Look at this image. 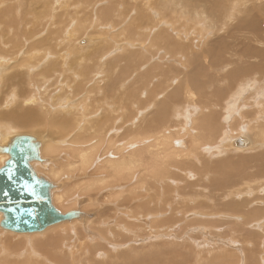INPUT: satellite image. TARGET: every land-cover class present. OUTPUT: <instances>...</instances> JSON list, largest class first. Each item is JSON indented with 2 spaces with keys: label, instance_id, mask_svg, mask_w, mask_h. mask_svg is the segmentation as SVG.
Listing matches in <instances>:
<instances>
[{
  "label": "bare ground",
  "instance_id": "obj_1",
  "mask_svg": "<svg viewBox=\"0 0 264 264\" xmlns=\"http://www.w3.org/2000/svg\"><path fill=\"white\" fill-rule=\"evenodd\" d=\"M23 1L16 0L19 8L23 10L22 13L35 19L37 28L35 27V32H31V29H24L28 23L25 22L22 24V38L18 26V32H12L15 31L13 27L15 22L12 24V21L7 18L8 15L4 16L5 13L2 10L9 1L0 3V63L12 61L24 53L26 56L23 69L26 72L22 74L32 76L35 70H39L34 74L37 81L32 84V89L35 88L40 93L39 95L48 100H51V96L53 98L55 96L56 101L53 103L56 105L52 111L61 110L53 126L55 124L59 128L69 126L75 128L79 133L78 137L75 136V140L79 139L78 141L87 144L78 145V150H81L77 153L64 150L60 154V144L66 141L54 140L46 135L30 134L40 143L41 158L31 161V166L38 176L46 178L53 184L54 187L50 190L53 206L62 215L69 212L74 213V211L77 214L74 213L69 221H56L48 224L46 229L39 232L15 233L0 228L1 231L10 233L5 235L6 237L1 236L2 232L0 235V264H82L94 254L95 256L103 255L101 257L104 259L109 253L108 247L118 248L122 243L129 241L132 235L136 238L137 234L147 231L154 233L158 240L165 235L175 236L177 231L175 226L179 227L180 232L185 228H190L193 224L203 227L206 235L212 238H216L213 233H221L223 237L227 236L226 241L230 243L228 246L239 243L238 247L243 251L242 261L244 258L250 264L260 262L264 264V261L259 262L258 260V256L259 259H264V255L254 256L253 252L256 248L264 252V121L260 120L264 118V93L256 88L254 80L252 83L243 82L250 77L240 76L241 67H243L241 64L234 66L236 61L255 62L260 74L264 73V63H262L264 61V50H262L264 48V24L262 26L251 25L255 16L264 23V0H231L232 3H227L226 0H193L195 4H202L200 11L192 5V0H156L158 3L156 8L145 7L150 4L151 0H96L90 6H86V2L81 0L86 8L91 10V18L88 24L83 23L85 19L79 21L78 28L94 29V33L91 36L84 35V39L78 40L77 20L69 19L66 32L63 33L66 43L56 42L54 36L58 35L59 30L53 31L51 26L46 25L52 16L40 18L38 14H44L43 10L37 12V16L32 12V10L37 11V3L40 2L46 12L50 11L53 17L59 19V10L66 8L62 0ZM38 7L41 9L39 5ZM176 9H179L185 17L190 15L189 19L195 26L187 23L181 25L178 21L180 15L175 13L177 26L182 29L170 28L171 23L167 18H171L172 11ZM125 10L128 12L123 20L113 26L112 23L120 20L121 13ZM162 10H165L167 15ZM130 12L134 14L129 15ZM207 17L211 18V22H205ZM45 18L47 22L42 26L41 22ZM150 19L155 21V25L148 27L142 24L143 20ZM182 21L186 20L182 19ZM238 29L245 30L242 34L243 42L239 38L241 33H236ZM219 34L221 36H218ZM71 40L75 41L76 47L71 45ZM79 41L81 45L78 44ZM215 43L222 45L217 53L209 48ZM252 44L260 47H253ZM70 47L77 52H85V55L77 59V54L75 51L70 52ZM148 50L152 56L145 62L146 56L141 55L142 62H144L142 65L138 66L137 63L132 66L127 65L129 61H137L139 53H146ZM96 51L97 54L93 59L94 66L90 64V61L87 62L88 66H85V61V65L81 63L84 58H93ZM41 52H44L42 56H40ZM223 53L232 55L231 66L223 70L220 65L217 69L218 74L216 73L214 77L205 76V79L197 82L204 90L215 82V87L212 88L217 90L218 87V92L210 89L216 92H214V98L212 97L214 93L211 97L208 96L209 101L201 96L203 93L198 95V92L193 91L196 87L191 89L193 86L190 85L192 82L189 84L188 77L184 76V83L181 87L172 89L169 87L170 84H177L178 80L170 78L166 82L169 86L162 81L170 74L169 68L159 69V74L151 71L157 69L155 62L163 64L167 59L176 62L175 57L177 60L185 61L186 57H191V65L196 72H199L202 67L196 66V61H202L204 57L207 58L211 54L221 56ZM180 67L182 69L184 66L180 64ZM126 69L133 71L128 77L130 79L132 76L136 83L142 80L143 75V82L140 85L141 96L143 95L144 98L138 96L136 89L132 91L127 77L123 81L120 94L124 107L122 105L118 107L115 106V98H110L108 84L116 86L118 73ZM55 73H61L62 77ZM146 73L147 75L153 74V78L147 79ZM88 75H91L92 80L87 78ZM50 76L52 79H49ZM224 79L227 83L225 86H220L218 82ZM4 81L9 84L8 79ZM101 82H105L103 88L100 85ZM193 82L196 83V80ZM249 84H252V88H249ZM84 89H89L86 98L83 96ZM155 89L158 91L155 92L157 96L153 93ZM59 92L62 94L58 95ZM8 97L10 100L3 102ZM1 98L0 104L3 102L6 108L11 105V102L18 100L16 93L4 94ZM145 102L147 104H144ZM106 103L108 104L105 105ZM182 103L187 104L184 109H181ZM196 106H199L196 110L197 115L191 119L187 108L191 111ZM10 109L0 114V120L4 118L13 120V123L18 126L29 124L34 126L41 123L36 120L29 121L33 112L27 107H17L19 113H16L15 107ZM37 113H39V118L42 117V112ZM52 120L53 118L51 125ZM176 120L179 122L177 123ZM241 120H244L243 124ZM240 124L243 126L241 127ZM4 135L1 139L5 140L0 143L3 145L0 147V167L8 157L3 152V148L8 147L5 145L17 133ZM120 137L122 140L120 143L119 140L115 141ZM89 143L91 145L104 144L105 146H102L105 148L104 154H110L107 151L113 148V144L123 145L124 153L114 151L112 155L116 156L120 153L119 158L108 157V161L103 164H93V156L98 148L91 147L88 150ZM126 148L132 149L126 151ZM249 153L258 154L260 157L249 156ZM222 156L226 158L224 159L225 165L218 162L222 160H218ZM234 156L238 158L239 167L232 168L231 163L236 161ZM230 158L235 161L232 162ZM216 159L218 161L214 162L213 160ZM88 166H96V171L104 172L106 179L98 177L101 175L97 178H78L77 171L81 169L83 172L82 168ZM100 179L105 180L100 181ZM204 180L208 182L205 183ZM102 182L108 183V196L98 195L102 202L98 206L108 208L105 209L108 210L105 211L108 212V221L101 215V212L97 213L96 219L103 220L105 228L103 235H101L102 230L98 232L95 229V222L91 223L90 214L84 212L87 210L84 208L87 207L82 205L93 197L86 194L81 196L83 192H80L81 185L93 188ZM102 186L104 189V185ZM120 188L122 191H119ZM197 188L198 191H196ZM165 196H168L166 198H169V202L163 200ZM126 198L130 202L127 203ZM106 200H108L107 203ZM65 202L69 204L66 211L59 208ZM254 217L258 218L254 219ZM1 220L2 215L0 214ZM205 221L208 226L204 225ZM111 222L115 224L112 225ZM74 226L76 229L68 230ZM54 227L61 230L52 231L55 230ZM249 228L254 230L256 228L261 235L255 234L256 237L253 236L250 239L254 231L249 232ZM50 231L52 232L48 234L47 232ZM81 231L89 238H97L96 241L88 242ZM39 234L42 235L37 238ZM22 236L32 237L26 240ZM227 237H224V240ZM35 238L38 240L33 241ZM113 241L117 245H111ZM164 241L160 240L149 246L150 250L160 248V246L168 247ZM194 244L195 247L199 244L202 246L200 247L202 251L196 254L197 260H202L203 256H211L217 250L214 244L210 250L207 249L208 244L204 241ZM181 247H183L182 244ZM165 249L169 252L168 248ZM229 249L222 253V258L226 260L222 264H230V262L236 264L238 257ZM154 251L156 252L153 257L161 252L158 249ZM77 254L80 255L79 260L76 259ZM121 254L124 256L123 251L119 255ZM173 255L175 256V252ZM83 256L84 259H82ZM174 256L171 255V257ZM133 258L139 259L140 257ZM181 260L178 261L181 262ZM88 261L85 264H91V261ZM170 264H174L173 261Z\"/></svg>",
  "mask_w": 264,
  "mask_h": 264
},
{
  "label": "rangeland",
  "instance_id": "obj_2",
  "mask_svg": "<svg viewBox=\"0 0 264 264\" xmlns=\"http://www.w3.org/2000/svg\"><path fill=\"white\" fill-rule=\"evenodd\" d=\"M5 1H9L8 3L6 2V4H5V6H3V12L5 13L4 14V16H7L8 15V17L7 18H9L11 21H12V24H14V22H15V24L13 25V27H14V30L15 31H12V32H18V30H20V37L22 38L23 37V35H21L22 33H23V26H22V24H24L25 22L27 23L25 26H24V29H31L30 31L32 32V31H34L37 27H36V23H35V19L33 18V17H31V16H25L22 12H23V10L21 9V8H19V6H18V3L16 2V0H0V3H3V2H5ZM20 2L21 1H23V0H19ZM26 1V0H25ZM51 1V0H50ZM63 2V5H65L66 4V8L64 9V10H59V13H60V17H59V19H57L56 17H53L54 15H52L51 14V12L50 11H45V9L43 8V6H42V4L39 2V3H37L40 7H41V9L38 7V5H37V11L36 12H34L33 10H32V12L37 16V12H40L41 10H43V13L44 14H41V15H39L38 14V17H45V16H47V17H50V16H52V18H50V19H48V23L46 24V22H47V19L45 20V19H43V21L41 22V25L43 26V25H49V26H51L52 27V29H53V31H57V30H59V32H58V35H56V36H54V38L56 39L55 41L57 42V41H59V42H63V43H66V39L64 38L65 36H64V34L63 33H65L66 31V26H68L67 24H68V22H69V19H75V20H77V25H76V30H77V38H78V40H81V39H84L83 37H85L84 35H89V36H91L93 33H94V29L92 30V29H80V28H78V25H79V21H81V20H86V21H84L83 23L84 24H88L89 23V21H90V18H91V10L90 9H88V8H86V6L87 5H92L96 0H84L85 2H86V6H85V4L81 1V0H62ZM218 1H220V0H218ZM226 2L227 3H232V1L231 0H226ZM22 4L24 5L25 4V2L23 1L22 2ZM8 5V6H7ZM192 5L193 6H195L196 8H197V10H201V5L202 4H195L194 2H193V0H192ZM158 6V3H157V1L156 0H151V2H150V4L149 5H145V7H147V8H156ZM1 9V8H0ZM167 9V8H166ZM148 10H150V9H148ZM168 10V9H167ZM162 11H165V10H162ZM169 11V10H168ZM121 12V11H120ZM127 10H125V12L124 13H121V19L120 20H117V21H115L114 23H112V25L113 26H116V25H118L122 20H123V18L125 17V15L127 14ZM173 13H172V16H171V18H167L168 19V22L169 23H171V26H170V28H173L174 27V29L175 28H177V29H182V27H179V26H177V19H176V17H175V13L176 14H179L180 15V18H179V22L181 23V25H184V24H188V25H190V26H195L194 24H193V21H191L189 18H190V15L189 16H187V17H185L184 16V14L179 10V9H176V10H174V11H172ZM23 14V15H21V14ZM131 13L132 14H134L133 12H130V14L129 15H131ZM165 13H166V11H165ZM169 13H171V12H169ZM99 13H97V15H98ZM166 15H167V13H166ZM6 18V19H7ZM12 18H13V20H12ZM182 19H184V20H186V21H182ZM187 19H188V22H187ZM20 20V21H19ZM45 20V21H44ZM17 21V22H16ZM30 21V22H29ZM32 21V22H31ZM205 22H207V23H209V22H211V18L210 17H207L206 19H205ZM19 24H21V25H19ZM74 24H75V22H74ZM142 24L144 25V26H153V25H155V21L153 20V19H150V20H143L142 21ZM257 24H259V26H262L264 23L262 22V20L261 19H259L257 16H255L254 17V20H253V23H251V25L252 26H255V25H257ZM16 25V26H15ZM17 26H18V30H17ZM33 26V27H32ZM198 26H202V25H198ZM36 27V28H35ZM50 29V28H49ZM198 29H200V27H198ZM13 30V29H12ZM35 32V31H34ZM236 33H241V35L239 36V38L242 40V42H243V35L242 34H244L245 33V30H237L236 31ZM172 34H175V33H172ZM218 36H221L220 34L218 35ZM60 38V39H59ZM63 40V41H62ZM74 40H75V38H74ZM74 40H71L70 42L72 43L71 45H74L75 46V41ZM31 43H33V41H31ZM69 43V42H68ZM67 43V44H68ZM193 43V42H192ZM251 43H253V42H251ZM79 45H81L80 44V41H79V43H78ZM89 44V43H88ZM194 44V43H193ZM192 45V44H191ZM253 45V47H256V48H258V47H260L259 45H257V44H252ZM85 46V45H84ZM192 46H194V45H192ZM76 47V46H75ZM74 47V48H75ZM222 47V45H218L217 43H215V45L214 46H211V47H209V48H211L215 53H217L218 52V50H219V48H221ZM209 48H207V49H209ZM69 50H70V52H72V51H75L72 47H70L69 48ZM262 50H264V48L262 49ZM196 51V50H195ZM42 54H40V56H42L43 55V53L44 52H41ZM74 53V52H73ZM75 53L77 54L76 56L78 57L77 59H79V57H81V56H83V55H85V52H77V51H75ZM96 54H97V51L94 53V57L93 58H91V59H87V58H84V59H82L81 60V63L83 64V65H85L84 64V61L86 62V65L85 66H88V64H87V62L88 61H90V64H93V66H94V61H93V59L95 58V56H96ZM140 55H139V57H138V60L136 61V60H134V61H129V62H127V65L128 66H132L133 64H138V66H140V65H142L144 62H142V59H141V55H143V56H146V59H145V62L147 61V59L148 58H150L152 55H151V52L148 50L146 53H139ZM75 55V54H74ZM25 56L26 55H24V53L23 54H21L20 56L18 55L17 57L19 58V59H17V57L16 58H14L12 61H9V62H2V63H0V99H2L1 97H3V95L4 94H17V99L18 100H16V102H11V101H9V102H11V105H9L8 106V108H6L5 106H3V102L5 101V100H10V97H8V99L7 98H5L4 100H3V102L0 104V114L2 113V112H7L6 111V109H10V108H13V107H15V111H16V113H19V111H18V109H17V107H19V106H24L25 108L27 107V108H29L30 110H31V112H33V115L30 117V119H29V121H37V122H40L41 121V123L40 124H37V125H27V126H18V125H16L15 123H13V120L11 121V120H9V119H2V120H0V143L2 142V140H5V139H1L2 138V136L4 135V134H12V133H17V134H34V135H36V136H41V135H46V136H48V137H50V138H52V139H54V140H60L61 142L62 141H66V143H61L60 144V147L61 148H59L60 150H59V152H60V154H62L63 153V151L65 150L66 152L67 151H72V152H74V153H77L78 151H80V150H78L79 149V147H78V145H82V144H87V143H84V142H82V141H78L79 139H77V140H75V136H77L78 137V135H79V133H78V131L75 129V128H72V127H67V128H59L57 125H55L54 124V126H53V123H55L54 122V120L55 121H57L58 119V115H59V113L61 112V110L60 111H58V110H54V112L52 111V109L54 108V106L56 105L55 103H53L54 101H56V100H54L55 99V96H54V98L51 96V100H48V99H45V98H43V96H41V95H39L40 93H38L37 92V90H35V88L34 89H32V84L35 82L36 83V81L37 80H35L36 78H34V74H36V73H38L39 72V70H35V73L34 74H32V76H27L26 74H22V72H26L24 69H23V66H24V64H25V61H24V58H25ZM23 59V60H22ZM231 59H232V55L231 54H226V53H223L221 56H219V55H214V54H211V55H209L207 58H205L204 57V59L202 60V61H196V66H199V67H202V70L201 71H199V72H196L195 71V68L191 65V63H192V58L191 57H186V60L184 61V60H177V57H175V60H176V62L175 61H173V60H171V59H167V61L166 60H164L165 62H163V64H161L160 62H155V67L157 68V69H155V70H151L152 71V73H154V74H159V69H162V70H164V69H166V68H169L168 70H170V74L168 75V76H166V77H164L163 78V80L162 81H164L165 82V84L167 85V86H169V84H167L166 82L170 79V78H174L175 80H178V83L177 84H174V83H171L170 84V88H172V89H174V88H177V87H181L182 86V84L184 83V76L185 77H188V80H190L189 81V84L191 85V89L193 90V88L194 87H196V90L197 89H199L198 91H196V90H193V91H195V92H198L197 94L198 95H201V93H203V95H201V96H204L205 97V100H206V98H207V101H209V99H208V96L210 95V97H211V95L214 93V92H216L217 90H218V87H217V90H216V88H212L213 86L215 87V82H212V84H211V86L210 87H207L205 90H204V88L203 87H201V86H199V84L197 83L199 80H202V79H205V76H209V77H214L215 76V74L217 73L218 74V71H217V69H218V67L220 66V68L221 69H225L226 67H228V66H231V64H230V61H231ZM15 61V62H14ZM23 62V63H22ZM184 62V63H183ZM10 63V64H9ZM165 63V64H164ZM262 63H264V61H262ZM19 64V65H18ZM180 64H182V67L184 68V70H183V68L181 69V67H180ZM239 64H241L243 67H241V74H240V76L243 78V77H250L248 80H246V81H243V82H246V83H252V81L254 80V82H255V86H256V88H258V89H260L259 91H261V92H263L264 93V73H261L260 74V72H259V69H258V67L256 66V63L255 62H250V63H244V62H240V61H236V63H234V66H239ZM4 65V66H3ZM246 65H248V67L246 66ZM2 66H3V68H6V69H4L3 70V68H2ZM192 69H193V72H191L192 71ZM24 70V71H23ZM97 71H95V73H96ZM131 72H133V71H131V70H129V69H126V70H124V71H120L119 73H118V80H117V82H116V86H111V85H109L108 84V86L110 87V90H108V91H110V98H115V106H118V107H120L121 105H122V103H121V97H120V94H121V92H122V84H123V81L131 74ZM22 74V75H21ZM55 74H57L58 76H60L61 75V77H62V74L61 73H55ZM140 75H142V73H140ZM146 75H147V73H146ZM2 77V78H1ZM147 77V79H149V80H151L152 78H153V74H149V75H147L146 76ZM63 78H65V77H63ZM89 80H92V78H91V75L89 76L88 75V77H87ZM143 75L141 76V79L142 80H139L138 82H139V84H138V82L136 83V80L135 79H132V76H131V78L129 79V77H128V82H130V84H129V86H130V88L132 89V91H134L133 89H136L137 90V93H138V96L139 97H141V98H144L143 97V95L141 96V93H142V90H141V83L143 82ZM190 78V79H189ZM4 79L6 80V79H8L9 81H7L9 84H7V83H5V81H4ZM49 79H52V76H50L49 77ZM32 80V81H31ZM195 81L196 80V83L195 82H193V81ZM231 80V79H230ZM11 81V82H10ZM105 81H106V78H105ZM229 81V80H228ZM4 82V83H3ZM34 83V84H35ZM104 83L105 82H101L100 83V85L102 86V88H103V85H104ZM136 83V84H135ZM194 83V84H193ZM219 84H220V86H225V83H227V80L226 79H224L222 82H218ZM197 84V85H196ZM151 86V85H150ZM199 88H198V87ZM252 86V84H249V88H252L251 87ZM126 87V86H125ZM124 88V87H123ZM210 89H214V90H216V91H212V90H210ZM89 89H84V92H83V96L86 98L87 96H88V94H89V91H88ZM114 92H112V91ZM19 91V92H18ZM37 93H36V92ZM61 91V90H60ZM12 92H14V93H12ZM155 92H158L157 91V89H155V91L153 92L154 93V95L155 96H157V94L155 93ZM218 92V91H217ZM247 93V92H246ZM62 94V92H59V94L58 95H61ZM101 93L99 92V95H100ZM214 95H215V93L212 95V97L214 98ZM15 96V95H14ZM38 97H40V98H38ZM32 98H34V99H32ZM23 100V101H22ZM204 100V101H205ZM29 102V103H28ZM41 102V103H40ZM15 103V104H14ZM25 103V104H24ZM33 104V105H32ZM108 103H106L105 105H107ZM144 104H147L146 102L144 103ZM183 104H185L184 106H183ZM187 106V104L186 103H182V108L181 109H184L185 107ZM230 106V105H229ZM122 107H124V105H122ZM197 107V108H196ZM195 108H191L192 110L190 111L189 109L190 108H187L188 110L187 111H189V114H190V117H191V119H194V116H196L197 115V109L199 108V106H196ZM22 108V107H21ZM11 110V109H10ZM20 110V109H19ZM140 110V109H139ZM215 110V109H214ZM42 112L41 113V115H42V117H40L39 118V113H37V112ZM47 115V116H46ZM189 117V118H190ZM259 117V116H258ZM35 118H37V119H35ZM53 118V122H52V125L50 124L51 123V119ZM238 117H236V119H237ZM57 119V120H56ZM190 119V120H191ZM264 118H261L260 120L261 121H264L263 120ZM6 121L5 123H4V121ZM8 120V121H7ZM176 122L178 123L179 122V120H176ZM241 123L243 124L244 123V120H241ZM3 124H5L4 126H3ZM3 126V127H2ZM240 126L242 127L243 125H241L240 124ZM240 127V128H241ZM5 136V135H4ZM71 137V138H70ZM121 139V137L120 138H117L115 141H118L119 143L122 141V140H120ZM174 143V142H173ZM178 143H176V145H177ZM89 147H88V150H90L91 149V147L93 148H95V147H97L98 149V151L97 152H95V156H93L94 157V159H93V164L94 163H97V164H103V163H105L106 161H108V157H110V158H119V156L121 155L120 153H117L116 154V156H113L112 154H113V152L114 151H120L121 153H124L123 152V150H124V148H123V145H116V144H113V148L110 150V149H108V153H110V154H104V150H105V148L104 147H102V146H105L104 144H101V145H91L90 143H89ZM62 147H64V148H62ZM127 149V150H126ZM125 150L126 151H128V150H131L132 148H126ZM183 149H185V147H183ZM62 151V152H61ZM56 152V151H55ZM55 152H53V153H55ZM44 153H46V152H44ZM52 153V154H53ZM186 153V152H185ZM57 154V152L55 153V155ZM250 155L249 156H254V157H256V158H259L260 157V155H258V154H253V153H249ZM51 154H48V156H50ZM52 156V155H51ZM234 158H235V160L233 159V161H235V162H233L232 161V158H230L231 159V161L233 162V163H231V166H232V168L233 167H239L238 166V158H236L235 156H234ZM222 159V160H221ZM226 158L224 157V156H222L221 158H219L218 160H221V161H218L217 159L216 160H213L214 162H220V163H223V165H225L226 164ZM212 161V160H211ZM225 161V162H224ZM260 161H261V159H260ZM236 163V164H235ZM235 166H234V165ZM239 165H240V163H239ZM248 165H252V163L250 164V163H248ZM229 166H230V164H229ZM230 166V167H231ZM246 166H247V164H246ZM78 167V166H77ZM241 167H243L242 165H241ZM83 169V172L81 171V169H79V171H77V175L79 176L78 178H81V177H84V179H87L88 177H95V178H97V176L98 175H101V176H98L99 178H102V177H104L105 175L103 174L104 172H99V171H96V166H88V167H86V168H82ZM227 169V168H226ZM254 168H252V170H253ZM248 171H249V169H247ZM228 171V170H227ZM252 172H254V170L252 171ZM94 174V175H93ZM105 178V177H104ZM106 179V178H105ZM105 179H100V181H104ZM176 179V178H175ZM99 180V179H98ZM204 182L205 183H207L208 182V180H204ZM107 184V185H106ZM101 185H104V189H103V186L101 187ZM81 188H79V190H80V192H83L82 193V195L81 196H83L84 194H86L87 196H91V197H93V198H91V199H89V202H87V203H83L82 205L84 206L85 205V207H87V208H84L83 206V208L84 209H87L86 211H84L85 213H89L90 214V216H91V223L93 224L94 222H95V229L98 231V232H100L101 230V235H103V233L102 232H104V230H105V228L103 227V220L102 221H100L98 218L96 219V216H97V213L98 212H101L102 214L101 215H103V217H105V219H106V221H108V212H105V211H108V210H105V209H108V208H100L99 206H98V204H100L101 205V203L102 202H100V200H99V198H98V195H102L103 197H107L108 196V183L107 182H102V183H100V185L99 184H97L95 187H87L86 185H81L80 186ZM121 190H119V191H122V188H120ZM78 191V190H77ZM116 191H118V190H116ZM196 191H198V188H197V190ZM207 191V190H206ZM90 192V193H89ZM93 195H92V194ZM105 193H107V194H105ZM88 194H90V195H88ZM141 194H143V193H141ZM107 195V196H106ZM166 197H168V196H165V198L163 199L164 201L166 200V201H168L169 202V198H166ZM128 198V197H127ZM126 198V202L128 203V202H130L128 199ZM128 200V201H127ZM107 201L108 200H106L105 202L107 203ZM88 204V205H87ZM67 205H69V204H66V202L64 203V204H62L61 206H59V208H61V210H68V209H66V208H68L67 207ZM87 205V206H86ZM89 205H91L90 207H88ZM108 205V204H107ZM132 205H134V204H132ZM92 206H95V207H92ZM160 205H158V208H160L159 207ZM76 208H77V205H76ZM93 209V210H92ZM95 209V210H94ZM99 209V210H98ZM104 209V210H103ZM218 209H220L221 210V208L220 207H218ZM95 215V216H94ZM257 215V214H256ZM257 216H259V215H257ZM259 217H261V216H259ZM95 218V219H94ZM255 218H258V217H254V219ZM96 220H98V221H100V222H98V221H96ZM94 221V222H93ZM251 221H253V220H251ZM98 222V223H97ZM150 221H148V223H149ZM195 222H198V221H195ZM195 222H193V223H195ZM112 223V225L113 224H115V222H111ZM195 224H197V223H195ZM204 225L205 226H208L207 225V222L205 221L204 222ZM88 226V225H87ZM99 226V227H98ZM101 226V227H100ZM192 226V227H191ZM190 226V228H185L184 229V231L183 230H181L180 232L178 231V229H179V227L178 226H175L176 227V230L178 231H176V234H175V236L172 234V235H165L164 237H162L161 239L159 238L158 240L155 238L156 236H155V234L154 233H150V232H144V233H141V234H137V236L139 235V237H137L136 236V238L132 235L131 237H130V235L128 236V237H130L129 238V241H127V242H125V243H122L121 244V246L120 247H118V248H115V249H113V248H111V247H108V255H107V257H105L104 259H102L103 257H101V256H103V255H100V256H95V254L94 255H91L90 257V259H88V260H90L91 262V264H152V262H155L156 264H170V262H172L173 261V263L174 264H222V263H225V259H223L222 258V253L227 249V251H228V249H229V251L231 252V253H234L238 258H237V261H236V264H245L246 262V264H250V262L249 261H247V259H244L243 258V261H242V258H241V254L243 253V251L242 250H240V248L238 247L239 246V243H237V244H231L230 246H228L230 243H228L226 240H228V237L227 236H224V237H227V239H225L224 240V237L222 236V234L221 233H213L214 234V236H216V238L215 237H213V238H215V239H213L212 237H210L209 235L207 236L206 235V233L204 232V228L203 227H199V225L197 224V225H191ZM196 226H198V227H196ZM80 227V226H79ZM78 227V228H79ZM67 228H69V226H67ZM71 229H68V230H72V229H76V227L74 226V227H70ZM81 228V227H80ZM102 228V229H101ZM201 228V229H200ZM54 229L55 230H52V231H55V232H58V231H60L59 230V228L57 229V228H55L54 227ZM100 229V230H99ZM247 229V228H246ZM250 229V230H249ZM248 229V231L249 232H251V230H253L254 231V234H252V236H251V238L250 239H252L253 238V236H254V238L256 237V235L257 234H259V235H261L260 234V231H258V230H256V228H255V230L254 229H252V228H249ZM52 231H50V232H47L48 234H50ZM188 231V232H187ZM198 233H197V232ZM1 232H2V235H1ZM203 232V233H202ZM46 233V232H45ZM81 233L84 235V237H85V239L88 241V242H92V241H96L95 239H97V238H95V237H92V238H89L88 237V235L85 233L84 234V232L83 231H81ZM228 234H229V232H227ZM226 233V234H227ZM8 234H10V233H5V231L3 232V231H1L0 230V235L2 236V237H6L5 235H8ZM218 234V235H217ZM243 234V233H242ZM256 234V235H255ZM42 234H39V235H37V238H39L40 236H41ZM43 235H44V233H43ZM151 235V236H150ZM150 237V238H147V237ZM217 236H220V237H217ZM222 236V237H221ZM32 236H30V237H25V236H22V238L23 239H26V240H28V239H30ZM190 237V238H189ZM244 237H246V236H244ZM37 238H35V239H33V241H36V240H38ZM145 238V239H144ZM170 238V239H169ZM179 238V239H178ZM220 238V239H219ZM222 238H223V240H222ZM16 239H20V238H16ZM142 239V240H141ZM153 239H154V241H153ZM177 239V240H176ZM25 240V241H26ZM126 240H128V239H126ZM149 240V241H148ZM160 240H162V241H164L165 242V244H166V246H168V247H165V248H168V250H169V252H167V250L162 246H160V248H155V249H158L159 251H161V252H158L157 254H159V256L156 254V257H153V256H155V252L156 251H154L155 249H153V250H150V248H149V246H151V245H153V244H155V243H158ZM220 240V241H219ZM24 241V242H25ZM84 241V240H83ZM152 241V242H151ZM195 241V242H194ZM197 241H198V243H197ZM205 242V243H207L208 245H207V249H211V247L213 246V244H214V246L217 248V250L215 251V252H213V254L212 253H210V252H208L209 254H212L211 256H209V255H207V256H203L201 259L202 260H197L198 258H197V255L196 254H198V252H200V251H202V250H200V247L202 248V246L199 244V243H201V242ZM135 242V243H134ZM143 242V243H142ZM192 242V243H191ZM131 243V244H130ZM132 243H134V244H132ZM149 243V244H148ZM171 243V244H170ZM194 243H196V244H199V245H196V247H198V248H196L195 247V244ZM211 243V244H210ZM219 243V244H218ZM172 244H176V245H172ZM181 244H182V246L183 247H181ZM223 244V245H222ZM111 245H117L116 244V242H112V244ZM148 245V246H147ZM237 247H236V246ZM249 245V244H248ZM142 246H143V248H142ZM173 246H176V247H173ZM124 247H126V249L124 248ZM225 247V248H224ZM171 248V249H170ZM175 248H177V249H175ZM248 248L250 249L251 247H250V245L248 246ZM142 249H145L144 251L142 250ZM103 250H104V248H103ZM231 250H233V251H231ZM238 250V251H237ZM255 250V251H254ZM253 250V252L255 253L254 254V256H256V254H261V255H264V252L260 249V248H256V249H254ZM260 250V251H259ZM121 251H123V254H124V256H122V254L121 255H119L120 254V252ZM130 251H132L133 253H131ZM175 252V256L177 257H175L173 254H174V252ZM259 251V252H258ZM173 252V253H172ZM179 253V255H180V257H179V255H178V253ZM126 253H127V256H125L126 255ZM130 253V254H129ZM170 253V254H169ZM191 253V254H190ZM193 253V254H192ZM133 254V255H132ZM164 254H165V256H164ZM167 254H169V256H167ZM200 254V253H199ZM204 254V253H203ZM239 254V255H238ZM79 254H77L76 255V259H80V255L78 256ZM120 257H118V256ZM129 255V256H128ZM147 255H150V256H147ZM171 255L172 256H174V257H171ZM204 255H206V254H204ZM136 256V258H138V257H140L139 259H134L133 257H135ZM164 256V257H163ZM196 256V257H195ZM78 257V258H77ZM122 257H124V258H122ZM163 257V258H162ZM193 257H194V259H196V260H194L193 259ZM85 257L83 256V258L82 259H84ZM93 258H94V260H93ZM122 258V259H121ZM128 258H129V260H128ZM133 258V259H132ZM157 258V259H156ZM160 258V259H159ZM172 258H174L175 260L177 259V262H179L181 259V262H179V263H177V262H175V260L174 259H172ZM180 258V259H179ZM116 259V260H115ZM125 259V260H124ZM87 260V261H88ZM179 260V261H178ZM183 260H184V262H183ZM187 260H189V261H187ZM258 260H259V262L260 261H264V259H262V258H260L259 259V256H258ZM87 261L86 260H84L83 261V263L82 264H85V263H87ZM125 261H127V263L125 262ZM89 262V261H88ZM131 262V263H130ZM149 262V263H148ZM162 262V263H161ZM188 262V263H187ZM241 262V263H240ZM154 263V264H155ZM264 263V262H263ZM72 264H75V263H72ZM77 264V263H76ZM230 264H232L231 262H230ZM259 264H262V262H260Z\"/></svg>",
  "mask_w": 264,
  "mask_h": 264
},
{
  "label": "water",
  "instance_id": "obj_3",
  "mask_svg": "<svg viewBox=\"0 0 264 264\" xmlns=\"http://www.w3.org/2000/svg\"><path fill=\"white\" fill-rule=\"evenodd\" d=\"M39 145L30 134H17L3 148L8 155L0 167V228L3 230L39 232L48 224L69 221L77 214L74 211L62 215L53 206L50 198L53 184L32 168L31 161L41 159Z\"/></svg>",
  "mask_w": 264,
  "mask_h": 264
}]
</instances>
